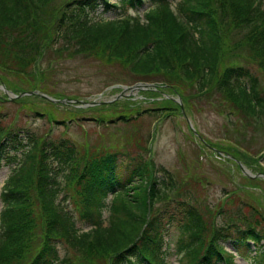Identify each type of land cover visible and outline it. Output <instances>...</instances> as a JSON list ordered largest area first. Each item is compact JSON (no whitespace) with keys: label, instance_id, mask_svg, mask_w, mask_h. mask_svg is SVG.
<instances>
[{"label":"trees","instance_id":"1","mask_svg":"<svg viewBox=\"0 0 264 264\" xmlns=\"http://www.w3.org/2000/svg\"><path fill=\"white\" fill-rule=\"evenodd\" d=\"M52 1L0 0L2 85L13 82V76L23 79L19 84L24 90L40 89L42 84V90L63 97L44 85L48 79L44 68L41 72L29 68L36 53L56 55L53 60L62 59L63 54L69 60L80 56L90 61L107 55L109 59L101 61L108 67L120 65L138 77L134 82L154 84L148 93V115L179 114V104L165 97L170 94L180 96L183 108L192 115L207 107L221 113L240 108L254 118L264 116V12L253 0H179L175 11L169 0H120L119 4L63 0L56 7ZM104 14L112 17L104 18ZM104 74L110 85H126L125 79L112 81L110 74ZM29 83L34 85L30 88ZM20 98L23 108L43 117L29 95ZM6 99L0 94L1 104ZM118 105L125 104L103 105L108 107L106 115L98 113L100 107L90 112H95L93 119L101 125L105 119L110 123L115 118L122 123L133 119L117 114L114 106ZM51 109L53 114H77L68 118L67 126L85 120L76 108ZM52 113L49 124L66 126L67 118L57 120ZM9 125L1 124L0 115V169L9 166L0 187V264H55L60 248L64 253L59 264H132L134 260L164 264L166 237L179 254V264H216L224 252L223 241H231L240 254L254 252L250 257L264 264L260 243L264 207L258 200L256 206L239 202L233 193L231 200L243 212L234 217L223 215L225 224H220L224 226H215V218L206 217L189 198L193 185H199L201 192L208 186L201 173L172 174L164 167H152L151 161L145 163L136 149L124 148L125 153L115 155L69 137L45 139L36 136V131ZM103 136L104 132L99 134ZM208 145L202 146V152ZM208 147L219 157L217 146ZM203 156L198 155L200 163ZM246 179L250 183L246 188H262L258 178ZM238 193L247 197L245 187ZM161 201L163 207L156 210L155 204ZM76 217L90 228L81 231ZM171 230L173 237L169 238ZM248 236L257 249L245 242ZM228 264H232L230 257Z\"/></svg>","mask_w":264,"mask_h":264},{"label":"rangeland","instance_id":"2","mask_svg":"<svg viewBox=\"0 0 264 264\" xmlns=\"http://www.w3.org/2000/svg\"><path fill=\"white\" fill-rule=\"evenodd\" d=\"M110 1L113 2L114 0ZM176 1L173 0L172 4L174 5ZM62 2L63 0H53L52 5L56 7L61 5ZM98 16L100 17L99 12ZM103 16L104 18L112 17V14H104ZM35 55L34 62L37 61L36 59L39 55L42 56L36 64L29 65V68L36 67L35 70L38 72H41V69L37 67L44 68L43 72L48 76L44 85L50 90H56L67 96H77V98H68L65 102L54 106L51 99L55 97L42 90V84L39 85L41 86L40 89L36 88L34 89V93H29L30 91L24 90L19 84L23 79L11 76L10 80H13V82L5 81L3 85L0 83V94L7 97L11 96V99H6L7 101L4 104L0 103L1 124L5 125L9 123L11 127L14 125L15 128L12 127L14 129L22 130L24 128L30 131H36V136H45V139H50V136L53 135L64 136L69 137L76 143L79 140L78 144L88 143L95 145L97 148L103 147L114 152H123L121 147L125 149L129 147L133 151L136 149V153L144 152L146 158L153 163L152 167L154 168L161 166L170 172L172 171V174L180 172L182 176H185V173H189L191 170L192 173H201L205 176L208 186L204 192H201L199 185H193L188 191L189 198L191 202L198 204L196 205L203 210L206 217H209L210 220L212 217L215 218L213 223L215 226H218L220 223L225 224L223 215L234 217L244 210L238 202H233L231 197L226 200L224 195L228 192L234 193L233 196H237L239 199L236 200H239V202L245 200L256 206L255 200H258L264 207V175L255 176L259 179L258 182L262 186L261 189L253 185L249 186L248 189L246 186L250 183L246 179L247 176L240 172L236 162L230 158V156L238 157L244 164L246 172L249 174L253 175L258 172L264 174L263 115L261 117L256 116L255 119L249 112L240 108L234 109V112L227 108L226 111L222 110L223 113H221L220 111H215L213 108L208 109L206 107L203 109L201 107V110H199L200 113H194V115L186 110V118L180 112L179 114L169 113L168 119L156 122L159 119L158 116L148 115L149 112H147V107L151 105L148 99L149 89L147 91L143 89L139 91L138 89L127 95L119 93L120 85L109 84L111 82L107 80L106 77L108 75H105V72L111 75L110 78L112 81L125 79L124 81L128 86L132 85L134 80L138 79V77L136 78L135 75L129 74L120 65L108 67L110 64H106V62L102 63L103 61L101 60H108L109 56H98L101 60L90 61L91 59H82L80 56H75V59L69 60L70 58H67L68 55L65 54H63L62 59L55 60L51 57L54 58L56 55L51 54L48 56V53L46 55L44 53H36ZM81 56L84 57L83 54ZM92 57H95V55H92ZM51 59L52 62L50 63L49 61ZM102 67L103 69L105 68L103 72L100 71ZM0 73L4 74L3 70H0ZM106 84L109 85L107 86ZM33 85L29 83L30 88ZM161 92L164 93L162 90ZM27 95H29V101L31 103L34 102L35 106L38 107L35 109L41 110L44 113L43 117L32 113L34 110L27 111V108L22 107L21 101L23 102V98L20 97ZM173 97L177 99L180 96L174 95ZM169 98L172 103H177L171 97ZM84 101H95V103H82ZM110 102L125 104L114 106L118 108L117 114H122L126 118H129L135 112L137 119L133 118L128 122L122 123L120 122V118H115L117 120H114L116 122L115 124L105 119L109 124L108 126L105 124L98 125L96 120L93 119L95 118V112L91 113L90 111H94V109L100 107L98 113L106 115L108 107H104L103 105H107ZM52 107H64L66 110L76 108L83 112L81 114L85 120H80L79 123L71 122L68 126H63V124L58 125L57 123L49 124L47 121L54 111L51 109ZM140 111L143 112L139 113ZM81 114L78 113L80 116ZM53 115L57 120L65 118L68 120L71 116L77 117V114L74 115L65 112L61 114L55 112ZM75 119L77 120V118ZM251 122H256V125H252ZM156 123L159 126V130L157 128L158 135L154 136L152 142L154 154H149L145 152L148 151L146 147L145 151L143 148L145 143L152 138L151 136H153ZM83 125L87 131L83 129ZM192 127L196 129L199 133L198 135L205 143L198 137L192 135ZM102 132H104V136L99 138V134ZM125 141L127 144H125ZM111 143L115 147H110ZM205 144H209L208 146L212 148L217 146L216 150L220 153L218 154L219 157L216 154H211L210 151L212 150L208 146L205 147V153L202 152V149L204 150L202 146ZM147 145L150 146L151 143L149 142ZM244 146L247 149H244ZM232 150L236 151V154ZM199 154H204L201 163L197 160ZM227 154H230V156ZM206 155L213 157V160ZM183 156H186L185 159L188 165L185 164ZM182 166H184L183 170H181ZM8 168V165H4L0 169V187L8 175ZM186 168L188 171H186ZM242 187H245L247 197L238 193ZM161 205L162 202L157 205L155 204L158 208ZM149 213L150 210L147 215H150ZM103 214H106V211ZM75 221L76 226L81 227V231L89 229V226L83 225L77 217ZM224 224H220V226H224ZM170 237H173V230L169 233ZM262 243L264 244V239ZM224 246H226V250L232 252L233 264H255L252 259L243 258L238 251L233 252V245L230 241H224ZM62 253H64V249L60 248V255ZM176 253L174 245L170 243L167 251L164 252L165 262L167 264H177L178 257Z\"/></svg>","mask_w":264,"mask_h":264},{"label":"water","instance_id":"3","mask_svg":"<svg viewBox=\"0 0 264 264\" xmlns=\"http://www.w3.org/2000/svg\"><path fill=\"white\" fill-rule=\"evenodd\" d=\"M131 89H132V88H131ZM29 93H30V92H29ZM31 93H34V91H31ZM56 101H59V100H56ZM240 168H241V170H243V172H244L245 174H247V172H246V170L244 169L243 165L240 164Z\"/></svg>","mask_w":264,"mask_h":264},{"label":"bare ground","instance_id":"4","mask_svg":"<svg viewBox=\"0 0 264 264\" xmlns=\"http://www.w3.org/2000/svg\"><path fill=\"white\" fill-rule=\"evenodd\" d=\"M95 15H98V13L96 12ZM30 91H32V90H30ZM111 123H114L115 124L116 122L115 121H112Z\"/></svg>","mask_w":264,"mask_h":264}]
</instances>
